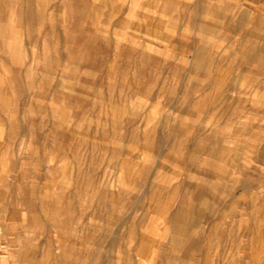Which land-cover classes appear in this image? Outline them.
Wrapping results in <instances>:
<instances>
[{
  "label": "rangeland",
  "instance_id": "obj_1",
  "mask_svg": "<svg viewBox=\"0 0 264 264\" xmlns=\"http://www.w3.org/2000/svg\"><path fill=\"white\" fill-rule=\"evenodd\" d=\"M0 264H264V0H0Z\"/></svg>",
  "mask_w": 264,
  "mask_h": 264
}]
</instances>
